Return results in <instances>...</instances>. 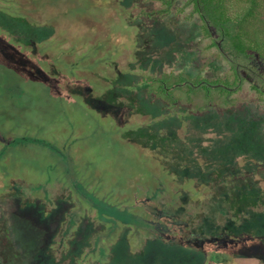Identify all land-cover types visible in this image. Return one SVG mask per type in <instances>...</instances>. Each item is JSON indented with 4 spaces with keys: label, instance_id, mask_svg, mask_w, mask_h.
Listing matches in <instances>:
<instances>
[{
    "label": "rangeland",
    "instance_id": "rangeland-1",
    "mask_svg": "<svg viewBox=\"0 0 264 264\" xmlns=\"http://www.w3.org/2000/svg\"><path fill=\"white\" fill-rule=\"evenodd\" d=\"M161 7L154 0H0V151L10 139L36 142L9 149L7 176L42 184L38 193L46 195L60 183L63 197L67 164L81 187L82 180L103 181L104 195H142L165 178L157 165L143 167L149 147L170 145L199 166L177 184L187 177L201 186L222 169L221 180L231 182L254 172L264 190V104L248 82L234 103L218 101L203 112L188 106L173 112L143 84L145 74L212 77L228 69L216 51L204 52L209 42L190 9L147 16ZM51 147L62 155L54 157ZM72 206L70 198L47 206L40 198L1 197L0 264H76L99 227L84 219L75 232L64 231ZM123 233L110 264H214L207 253L162 242L135 254L129 231ZM233 261L264 264V255Z\"/></svg>",
    "mask_w": 264,
    "mask_h": 264
},
{
    "label": "trees",
    "instance_id": "trees-1",
    "mask_svg": "<svg viewBox=\"0 0 264 264\" xmlns=\"http://www.w3.org/2000/svg\"><path fill=\"white\" fill-rule=\"evenodd\" d=\"M154 1L161 2L162 7L147 14L149 18L166 16L173 9L179 14L190 9V16L199 18L204 39L209 42L204 52L216 51L228 69L212 77L203 73L191 76L184 71L145 74L142 82L150 93L164 100L173 112L181 106L203 112L218 101L221 107L234 103L248 82L264 104V0ZM179 1L182 6L177 5ZM8 95L9 100L23 104L21 98H14L16 94ZM36 134L34 132V136ZM9 141L5 152L0 151V198L19 195L32 202L40 198L47 206H55L60 198H70L73 206L67 214L64 231L75 232L84 219L99 227L90 238L91 245L77 258L76 264H110L114 257L113 247L120 243L125 230L129 231L127 242L135 254L144 253L155 242H162L207 253L214 264L234 263L233 260L242 254L264 255V190L254 181V172L233 177L232 182L235 179L238 182L232 183L230 179L221 180L222 169H218L209 182L201 186H194L192 179L187 177L177 184L181 173L198 168V163L190 155L180 158L184 151H177L173 146L154 145L149 147L142 166L146 168L147 162L157 165L158 171L165 176L166 185L156 183L155 190L152 186L142 195L128 193L130 195L112 197L98 191L103 181L93 186L91 180H82L81 187L80 179L75 180L70 166L65 164L67 181L63 185L68 196L57 193L60 183H54L56 190L46 195L38 193L45 188L42 184L31 185L30 181L6 174L9 149L13 151L15 147L23 151L36 142L25 139L23 143L13 144ZM63 147L70 148V145ZM50 149L54 157L62 155L56 148ZM48 166L50 170L56 167L55 164ZM25 167L35 168V165L26 162ZM68 173L71 174L68 176ZM48 182L53 183L52 177ZM169 187H173V195ZM130 196L134 198L129 200Z\"/></svg>",
    "mask_w": 264,
    "mask_h": 264
}]
</instances>
